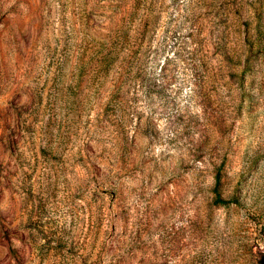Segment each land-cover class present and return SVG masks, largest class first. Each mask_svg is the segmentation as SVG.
Wrapping results in <instances>:
<instances>
[{"label": "rangeland", "instance_id": "rangeland-1", "mask_svg": "<svg viewBox=\"0 0 264 264\" xmlns=\"http://www.w3.org/2000/svg\"><path fill=\"white\" fill-rule=\"evenodd\" d=\"M264 0H0V264H260Z\"/></svg>", "mask_w": 264, "mask_h": 264}, {"label": "trees", "instance_id": "trees-1", "mask_svg": "<svg viewBox=\"0 0 264 264\" xmlns=\"http://www.w3.org/2000/svg\"><path fill=\"white\" fill-rule=\"evenodd\" d=\"M260 264H264V256L261 257Z\"/></svg>", "mask_w": 264, "mask_h": 264}]
</instances>
